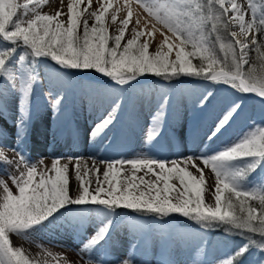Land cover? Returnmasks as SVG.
I'll list each match as a JSON object with an SVG mask.
<instances>
[{"label":"snow or ice","instance_id":"1","mask_svg":"<svg viewBox=\"0 0 264 264\" xmlns=\"http://www.w3.org/2000/svg\"><path fill=\"white\" fill-rule=\"evenodd\" d=\"M45 3L0 0V119L8 112L4 103L8 92L18 99L13 124L17 146L10 149L15 156L8 158L0 146V171L11 181L10 186L0 177V264H51L50 252L30 256L14 245L12 237L34 241L73 206V215L66 219L76 230L86 221L96 224L78 249L82 258L87 256L86 264H106L91 254L107 244L122 210L151 215L160 223L161 218L178 214L203 231L222 229L226 235L240 236L242 243L219 264H239L252 250L264 256V176L253 181L256 172L264 170V120L254 121L238 142L222 150L170 162L144 152L130 159L99 163L93 159L91 166L79 157H68L67 162L55 157L48 166L43 158L32 162L19 148L28 134L31 98L41 80L39 66L50 62L58 67L52 76L45 73L49 79L59 80L69 70H95L117 88H131L138 77L148 74L169 83L196 77L223 83L241 94H255L264 106V0H125L123 7L110 13L111 23L118 24L114 33L107 23L111 0H99L95 11L92 0L83 7L82 0H68L66 14L57 10L54 15L40 10ZM125 10L127 14L118 19ZM64 15L66 20L61 19ZM88 17L93 18L91 25ZM154 32L163 39L152 52L148 37ZM141 37L145 38L141 41ZM47 95L58 112L63 93L50 90ZM212 95L208 89L201 92L199 106L205 107ZM170 100L167 92L160 93L152 117L157 126ZM119 106L120 100L114 98L112 110L93 133L114 124ZM241 106L234 101L225 107L207 136L209 142ZM155 135L150 129L148 139ZM70 165L77 181L74 188ZM206 194L213 202H206ZM132 227L141 236L153 230L146 225ZM196 255H203V241L197 244ZM54 259L59 264V258ZM117 264H133V260L129 255ZM191 264L201 262L192 259Z\"/></svg>","mask_w":264,"mask_h":264},{"label":"rangeland","instance_id":"2","mask_svg":"<svg viewBox=\"0 0 264 264\" xmlns=\"http://www.w3.org/2000/svg\"><path fill=\"white\" fill-rule=\"evenodd\" d=\"M20 2L23 3L24 0ZM111 2L112 7L109 8L107 23L109 31L114 33L118 24L111 23L110 13L117 6L123 7L125 0H111ZM67 3L68 0H46L40 10L53 15L57 10H61L66 14ZM87 3L88 0H82V7ZM99 7V0H92L91 10L95 11ZM133 7L135 8V5ZM126 14V10L118 13V19ZM61 19L66 20V15ZM88 22L91 25L93 18L88 17ZM130 35V31H126L128 38ZM144 38L141 37V41ZM148 39L150 40L149 51L154 52L163 36L160 32H154L153 37ZM153 39L155 43H151ZM57 67L55 62H50L41 64L38 69L41 80L36 85L31 98V121L28 134L19 144V148L23 149L24 154L30 157L32 162L43 158L44 165L50 166L55 157H62V159L79 157L82 163L87 162L91 166L93 159L97 163L102 160L130 159L144 152L170 162L173 159L179 160L183 157L199 155L201 152L213 154L222 150L225 145L238 142V137L247 131L254 121L264 120V106L260 104L255 94L238 93L223 83L205 82L196 77H181L169 83L148 74L138 77V82L131 88H117L114 81L95 70V73L85 75H81L80 70H69L66 74L62 73L59 80L45 76V73L52 76ZM2 85L3 81L0 80V86ZM205 89L210 90L213 95L208 104L201 108L198 97ZM50 90L62 92L64 95L63 106L58 112H54L49 103L47 93ZM161 92H167L171 100L165 107L164 115L157 126L153 123L152 117L156 113ZM114 98L120 100L114 124L107 129H97L93 133L96 125L100 124L112 110ZM89 99L92 100L91 103ZM95 99L101 101L97 105L95 119L91 120L89 113ZM234 101L241 102L240 111L209 142L207 136L218 123L217 118L225 107ZM4 103L7 105L8 112L5 114V119H0V146H4L6 156L12 158L15 153L10 149L17 146L16 130L13 124L18 114L14 115L9 106L17 110L18 99L9 91L4 97ZM36 118L45 124L43 127L57 121L58 127L68 129L70 134L72 129H82L85 133L80 137L85 141L77 144L71 141V138L75 139L74 137H68L56 143V140L52 138L47 139L42 136L39 138L37 132L33 134L35 129L37 131L41 129H38V125L33 126ZM150 129L156 133L151 140L148 139ZM176 137L182 139L178 138L179 141H175ZM57 148L63 151L69 149L74 154L58 152L57 150L60 149ZM69 173L70 178L74 179L72 169ZM261 176H264V170L256 172L253 181ZM0 177L11 186L9 176L3 171H0ZM206 202H213L207 194ZM75 207L73 206L72 211L58 217L57 222L38 233L34 241L13 236V242L14 239L17 240L14 245L22 246L30 256L40 255L42 251L50 252L51 264H57L54 259L57 257L59 264H66V262L86 264L87 256L82 258L78 249L81 247V240L92 234L96 224L95 221H86L83 228L76 230L66 219L73 215ZM161 220L164 222L160 223L148 214L137 216L131 210H122L120 216L116 218L107 244L91 255L104 260L106 264H117L118 259L129 255L133 264H191L192 259H198L201 264H219L220 260L230 255L235 245L242 243L238 235H226L222 229L203 231L195 221L178 214H172L171 219L161 218ZM133 225L152 226L153 230L141 236L134 233ZM201 241H203V255L197 256L196 246ZM137 243L139 246L134 247ZM261 259H264V256L252 250L240 260L239 264H259Z\"/></svg>","mask_w":264,"mask_h":264},{"label":"bare ground","instance_id":"3","mask_svg":"<svg viewBox=\"0 0 264 264\" xmlns=\"http://www.w3.org/2000/svg\"><path fill=\"white\" fill-rule=\"evenodd\" d=\"M100 99H95L94 101H93V105H92V107H91V111H90V113H89V118H91V120H94L95 119V117H96V115H97V111H98V107H97V105L100 103ZM92 102V100L91 99H89V103H91ZM102 106V105H101ZM100 107V106H99ZM9 108H11L12 110L14 109L12 106H9ZM10 110L14 115L15 114H18V109L17 110ZM79 116L81 117L82 116V114L80 113L79 114ZM76 119H78L77 118V116H76ZM81 119H83V118H81ZM58 122L57 121H55V122H52V124L51 125H47V126H44L43 127V125H45L44 123H41L40 122V120H37V118L36 119H34V122H33V126H36V125H38L39 127H38V129H40V131H37L36 129L33 131L34 133L33 134H35V132H37L36 134L39 136V138L42 136V137H47V139H51L52 138V140L54 139V140H56V143L58 142V141H60V139H64V138H68V137H74L75 139L73 140V138H71L72 140L71 141H75L77 144H81V143H84V139L83 138H81L80 136L82 135V136H84V133H85V131L84 132H82L83 130L82 129H80V130H77V129H72V131L70 130V128H69V131H71V134L68 132V129H65V128H61V127H58ZM82 132V133H81ZM81 133V134H80ZM87 134V133H86ZM179 138V137H178ZM177 137H176V140L178 139ZM180 139H182L181 137L179 138V140ZM178 140V141H179ZM70 141V140H69ZM74 142V143H75ZM73 143V144H74ZM59 146V145H58ZM57 149H60V148H57ZM58 152H62V153H67V154H74V152L73 151H70L69 149L68 150H65V151H63V150H57ZM56 152V151H55ZM57 152V153H58ZM56 154V153H55ZM62 158V157H61ZM85 160V159H84ZM83 161V160H82ZM97 161H100V160H97ZM62 162H67V159H62ZM91 162V161H90ZM70 169H71V165H70ZM70 174V173H69ZM208 175H210V172H208V171H206V176H208ZM210 183H211V181H209ZM76 184H77V181H75V179H71V187H75L76 186ZM14 242L15 243H17V240L16 239H14Z\"/></svg>","mask_w":264,"mask_h":264},{"label":"trees","instance_id":"4","mask_svg":"<svg viewBox=\"0 0 264 264\" xmlns=\"http://www.w3.org/2000/svg\"><path fill=\"white\" fill-rule=\"evenodd\" d=\"M80 72H81V75L95 73L94 70H80ZM89 77H90V76H89Z\"/></svg>","mask_w":264,"mask_h":264}]
</instances>
